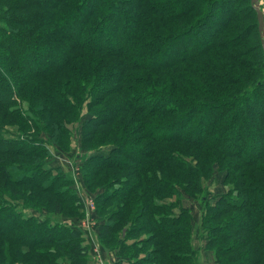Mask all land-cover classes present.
I'll use <instances>...</instances> for the list:
<instances>
[{"label":"trees","instance_id":"trees-1","mask_svg":"<svg viewBox=\"0 0 264 264\" xmlns=\"http://www.w3.org/2000/svg\"><path fill=\"white\" fill-rule=\"evenodd\" d=\"M9 40L58 62L23 74L15 57L30 56ZM4 87L0 264H91L80 179L103 191L91 218L114 264H197L184 199L200 204L210 264H264V55L251 0H0ZM75 124L81 165L48 166L50 147L71 152Z\"/></svg>","mask_w":264,"mask_h":264},{"label":"rangeland","instance_id":"rangeland-1","mask_svg":"<svg viewBox=\"0 0 264 264\" xmlns=\"http://www.w3.org/2000/svg\"><path fill=\"white\" fill-rule=\"evenodd\" d=\"M261 5L264 6V3L261 2ZM219 13H220L219 10H217L213 13V16L211 17L212 19H210V22H209L210 27L205 26V27H207V28H205L207 30L206 33L207 32L209 33V31H211V29H210L211 24L213 23V25H214V22L218 20L217 15H220ZM214 15H216V16H214ZM76 22H78L77 25L80 24L79 20H74L73 23H76ZM69 23H71V20ZM71 25L72 24H70V26ZM76 29H77V27L75 28V31H77ZM13 37H12V39L14 40L15 36L13 35ZM13 40H11V41L9 40V43H11V45H9V46L11 47L13 44H15V47H18L19 50H21L22 45L21 44L17 45L15 42H13ZM33 46H31V45L25 46L24 45L22 49H26V52H27L26 54H28L30 50H33ZM42 49L44 51V54H48V56L45 58H44L43 53L41 55L40 54L38 55V53L36 55L28 54L30 56L31 60L26 62L24 59L25 55L23 56L21 53H19L20 55H17V54H16L17 56L15 55L16 56L15 57L16 64H18L19 66L21 65V68L23 69L22 70L23 74H27V72L32 71L33 69H41V68L49 65L50 63L54 64L55 62H58L57 61L58 57H59L58 51L53 52L51 50H46L45 47ZM19 56H21V57H19ZM9 66L12 67L13 64L12 65L9 64ZM1 90H0V97L4 98L5 94H7L6 92L8 91V89L6 90V87H4V89H1ZM257 109L260 110V107H258ZM257 109H256V112H254V114H256V115H257ZM255 119H256V116L251 115V118H249L248 121L252 122ZM206 125H207V123H205V125L203 127H206ZM15 128L5 126V129L9 130V132H14ZM173 130L176 131L175 128ZM71 133H72L71 146H70L72 148L71 152H69L67 154V153L63 152L60 148L50 147L49 149L51 150V157H49L48 166H51V167L61 166V168H63L64 170H73V168H75V167L78 168V166L81 165V162L73 159L77 154L81 153L79 148L77 147L78 144L76 143V139L78 138L77 140H79V133L76 130V124L72 125ZM5 136L11 137L13 135H11V133H5ZM227 141H229V142L231 141L232 143H235V142H233V138L231 136L229 137V139ZM252 144H254V142ZM75 172H76V170H75ZM76 176H78V174H76ZM217 187L220 188L218 181L215 183V185L213 187H211V192H212V190L216 189ZM74 189L77 191L80 198L82 199V201H81L82 204L84 206H86V208L84 209V212L87 213L88 216L90 215L91 223L94 224L93 219H96L95 218L96 204L94 202L95 201L94 198L96 197L97 194L98 195L102 194L103 191L87 190L82 183V179H80V182L78 181L74 184ZM183 201H184L183 206L188 209V213L191 216L192 243L194 244L195 249L199 253L198 254L199 260H197V264H210L211 258L209 256V254L206 251H203L200 249V247L203 245V242L200 239V235L202 233V229H200V228H201V222H202V217H203L202 209L200 208V204H199V202L191 201L190 199L189 200L184 199ZM26 212L29 215L31 214V212H29V211H26ZM175 212L176 213L178 212L177 209L175 210ZM82 214L84 215V213H82ZM85 220L87 221L86 217H84V216L80 219L81 222L85 221ZM91 233L98 238L96 225H95L93 232H91ZM84 245L88 249V256L91 260L90 261L91 264H97L98 261H96L94 258L89 237H84ZM102 252H103L104 261H106L107 264H114L115 263L116 257L114 256V253L106 252V250H105V252L107 253V254H105L103 249H102Z\"/></svg>","mask_w":264,"mask_h":264},{"label":"built area","instance_id":"built-area-1","mask_svg":"<svg viewBox=\"0 0 264 264\" xmlns=\"http://www.w3.org/2000/svg\"><path fill=\"white\" fill-rule=\"evenodd\" d=\"M85 217L87 221L85 220L80 222L78 227L81 229L82 233L84 234V237L90 238V244L92 247L94 258L96 261H98L97 264H107L106 261H104L103 252L101 249L102 247H100L99 243L97 242L96 236L91 233L95 228V223H91L90 216H88L87 213L85 214Z\"/></svg>","mask_w":264,"mask_h":264},{"label":"water","instance_id":"water-1","mask_svg":"<svg viewBox=\"0 0 264 264\" xmlns=\"http://www.w3.org/2000/svg\"><path fill=\"white\" fill-rule=\"evenodd\" d=\"M261 2L262 0H251V6L255 10V13H257V27L264 55V13L260 6Z\"/></svg>","mask_w":264,"mask_h":264},{"label":"crops","instance_id":"crops-1","mask_svg":"<svg viewBox=\"0 0 264 264\" xmlns=\"http://www.w3.org/2000/svg\"><path fill=\"white\" fill-rule=\"evenodd\" d=\"M262 3H264V0L262 1ZM260 6H261V9H262V11H263V13H264V6L261 5V4H260Z\"/></svg>","mask_w":264,"mask_h":264}]
</instances>
